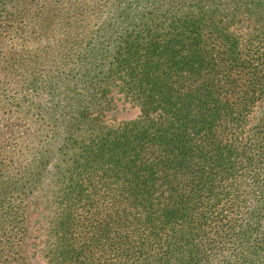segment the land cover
Returning <instances> with one entry per match:
<instances>
[{
	"label": "trees",
	"instance_id": "trees-1",
	"mask_svg": "<svg viewBox=\"0 0 264 264\" xmlns=\"http://www.w3.org/2000/svg\"><path fill=\"white\" fill-rule=\"evenodd\" d=\"M36 254L264 264V0H0V264Z\"/></svg>",
	"mask_w": 264,
	"mask_h": 264
},
{
	"label": "rangeland",
	"instance_id": "rangeland-1",
	"mask_svg": "<svg viewBox=\"0 0 264 264\" xmlns=\"http://www.w3.org/2000/svg\"><path fill=\"white\" fill-rule=\"evenodd\" d=\"M138 110L137 108L135 107H131L129 104H122L120 101H118V104H117V109L115 111V114L113 116L114 120H120V119H123V118H130V117H133L137 114ZM40 217L39 214L37 213H34L33 215V222H35V220H38ZM35 232L33 233L35 235V237H39V235H41V229H40V224H38L36 222L35 224ZM36 239H39V238H36ZM36 239H33L32 241L34 242V247H33V250L36 252L37 250V244H39L38 240ZM35 259V263L34 264H44L43 260L38 257V255L36 254V256L34 257Z\"/></svg>",
	"mask_w": 264,
	"mask_h": 264
}]
</instances>
